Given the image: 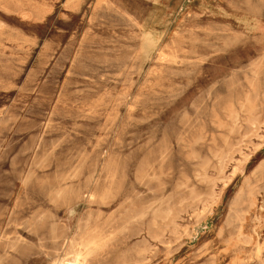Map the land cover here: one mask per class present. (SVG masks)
Segmentation results:
<instances>
[{"label":"rangeland","instance_id":"374dc122","mask_svg":"<svg viewBox=\"0 0 264 264\" xmlns=\"http://www.w3.org/2000/svg\"><path fill=\"white\" fill-rule=\"evenodd\" d=\"M263 96L264 0H0V264H264Z\"/></svg>","mask_w":264,"mask_h":264},{"label":"bare ground","instance_id":"6f19581e","mask_svg":"<svg viewBox=\"0 0 264 264\" xmlns=\"http://www.w3.org/2000/svg\"><path fill=\"white\" fill-rule=\"evenodd\" d=\"M246 1H247V0H246ZM249 1H250V0H249ZM246 3H247V2H246ZM258 3H259V2H258ZM261 3H262V2H261ZM261 3H259V4H261ZM248 6H249V5H248ZM246 7H247V6H246ZM251 7H252V6H251ZM254 7H257V6L255 5V6H253L252 8H254ZM241 8H242V7H241ZM247 8H248V7H247ZM247 8H246V9H247ZM261 9H262V7H261ZM261 9H260V10H261ZM247 10H248V9H247ZM249 10H251V9H249ZM254 10H255V9H254ZM257 12H259V11H257ZM260 12H261V11H260ZM109 17H110V18H108V21H109V23H108V27L105 28V31H106L107 33H110V34H111L112 32H115V27H114V26L112 25V23H111L112 19L115 18V16H113V15H109ZM229 42H230V41H229ZM236 42H237V41H236ZM195 43H196V42H195ZM227 43H228V42H227ZM237 43H238V42H237ZM239 44H241V43H239ZM174 45H175V44H174ZM225 45H227V44L225 43ZM231 45H232V43H231ZM228 46H229V44H228ZM232 46H233V45H232ZM154 47H155V44H153L152 42H151V44H150V43H147V41H145V43H143V49H145V51L148 52V53H149L152 49H154ZM180 49H181V47H180ZM214 51H215V50H214ZM219 51H220V50H219ZM141 53H142V51H141ZM143 53H144V52H143ZM143 53H142V54H143ZM162 54H163V53H162ZM162 60H163V59H162ZM141 62H142V61H141ZM162 63H163V62H162ZM32 64H33V63H32ZM140 65H141V64H140ZM140 68H141V66H140ZM252 74H253V73H252ZM254 74H255V73H254ZM254 74H253V75H254ZM255 75H256V74H255ZM256 78H257V77H256ZM253 83H254V82H253ZM64 86H65V85H64ZM252 87H253V85H252ZM62 89H63V88H62ZM252 89H253V88H252ZM62 91H64V90H62ZM80 92H81V91H80ZM82 93H83V92H82ZM78 94H79V93H78ZM74 95H75V94H74ZM255 95H256V94H255ZM209 96H210V95H209ZM256 96H257V95H256ZM263 97H264V96H263ZM248 101H249V100H248ZM245 102L247 103L246 100H245ZM249 104H251L250 101H249ZM129 108H130V107H129ZM132 109L134 110V108H132ZM132 109H131V110H132ZM240 109H241V108H240ZM242 109H243V108H242ZM247 110H248V109H247ZM5 111H6V110H5ZM232 115H233V114H232ZM236 115H238V114H236ZM236 117H237V116H236ZM235 119H236V118H235ZM23 121H25V120H23ZM23 121H22V122H23ZM29 121H30V120H29ZM236 121H237V120H236ZM144 122H145V120H144ZM144 122H143V123H144ZM187 122H188V120H187ZM253 122H256V120L253 121ZM188 123H189V122H188ZM203 124H204V123H203ZM211 124H212V123H211ZM218 124H219V123H218ZM1 125H2V124H1ZM38 125H39V124H38ZM47 125H48V124H47ZM252 125H253V124H252ZM252 125H251V126H252ZM50 126H51V125H50ZM204 126H205V125H204ZM253 126H254V125H253ZM2 127H3V126H2ZM32 127H33V125H32ZM35 128H36V127H35ZM217 128H219V127H217ZM220 128H222V127H220ZM250 128H251V127H250ZM255 128H256V127H255ZM37 129H38V128H37ZM47 129H48V128H47ZM232 129H233V128H232ZM258 129H259V128H258ZM25 131H26V130H25ZM25 131H24V132H25ZM30 132H31V131H30ZM233 132H234V131H233ZM233 134H234V133H233ZM132 136H133V135H132ZM32 137H33V136H32ZM201 137H202V135H201ZM220 137H221V136H220ZM223 137H224V136H223ZM34 138H35V137H34ZM36 139H37V138H36ZM153 139H154V138H153ZM225 139L227 140V138H225ZM225 139H224V140H225ZM44 140H45V139H44ZM155 140H156V139H155ZM155 140H154V141H155ZM226 140H225V141H226ZM29 141H30V140H29ZM29 141H28V142H29ZM150 141H151V140H150ZM152 141H153V140H152ZM165 141H166V140H165ZM165 141H164V142H165ZM40 142H41V141H40ZM51 142H52V141H51ZM62 142H63V141H62ZM62 142H61V144H62ZM196 142H197V141H196ZM226 142H227V141H226ZM226 142H225V143H226ZM44 143H45V142H44ZM63 143H64V142H63ZM147 143H148V142H147ZM149 143H151V142H149ZM197 144H198V143H197ZM238 144H239V143H238ZM39 145H40V144H39ZM45 145H46V144H45ZM67 145H68V144H67ZM69 145H70V144H69ZM148 145H149V144H148ZM195 145H196V144H195ZM195 145H193V146H195ZM35 146H36V145H35ZM164 146H165V145H164ZM164 146H163V147H164ZM56 147H57V146H56ZM58 147H59V146H58ZM60 147H61V146H60ZM141 147H142V146H141ZM27 148H28V147H27ZM51 148H53V147H51ZM99 148H100V147H99ZM168 148H169V147H168ZM29 149H30V148H29ZM32 149H33V148H32ZM138 149H139V148H138ZM138 149H137V150H138ZM24 150H25V149H24ZM33 150H34V149H33ZM33 150H32V151H33ZM189 150H190V149H189ZM209 150H210V149H209ZM25 151H27V150H25ZM30 151H31V150H30ZM30 151H28V152H30ZM43 151H44V149H43ZM235 151H236V150H235ZM54 152H55V151H54ZM150 153H151V152H150ZM150 153H148V154H150ZM160 153H161V152H160ZM131 154H132V153H131ZM210 154H211V153H210ZM217 154H218V153H217ZM28 155H29V154H28ZM50 155H51V154H50ZM69 155H71V154H69ZM83 155H84V154H83ZM161 155H162V154H161ZM211 155H212V154H211ZM223 155H225V153H224ZM77 156H78V154H77ZM80 156H81V155H80ZM85 156H86V155H85ZM85 156H84V157H85ZM112 156H113V155H112ZM128 156H129V155H128ZM150 156H151V155H150ZM190 156H191V155H190ZM196 156H197V155H196ZM196 156H195V157H196ZM217 156H218V155H217ZM71 157H72V156H71ZM117 157H118V155H117ZM119 157H121V156H119ZM130 157L132 158L133 155L130 156ZM130 157H129V158H130ZM145 157H146V156H145ZM145 157H144V159H145ZM161 157H162V156H161ZM165 157H167V156H165ZM198 157H199V156H198ZM213 157H214V156H213ZM43 158H44V157H43ZM54 158H55V157H54ZM126 158H127V156H126ZM131 158L129 159L130 162H131ZM162 158H163V157H162ZM187 158H189V156H188ZM214 158H215V157H214ZM214 158H213V159H214ZM222 158H223V157H222ZM225 158H226V157H225ZM28 159H29V158H28ZM33 159H34V158H33ZM44 159H45V158H44ZM44 159H43V160H44ZM49 159H51V158H49ZM70 159H71V158H70ZM109 159H110V158H109ZM115 159H116V158H115ZM148 159H149V158H148ZM150 159H151V158H150ZM197 159H198V158H197ZM220 159H221V158H220ZM220 159H219V160H220ZM35 160H36V159H35ZM74 160H75V159H74ZM125 160H126V159H125ZM142 160H143V159H142ZM199 160H201V158H200ZM214 160H215V159H214ZM219 160H218V161H219ZM223 160H224V159H223ZM227 160H228V156H227ZM23 161H24V159H23ZM36 161H37V160H36ZM75 161H76V160H75ZM77 161H78V160H77ZM109 161H110V160H109ZM114 161H115V160H114ZM119 161H120V159H119ZM126 161H127V160H126ZM126 161H125V163L127 164L128 161H127V162H126ZM144 161H146V160H144ZM144 161H143V162H144ZM148 161H149V160H148ZM221 161H222V160H221ZM228 161H229V160H228ZM12 162H13V161H12ZM21 162H22V161H21ZM204 162H206V160H205ZM17 163H18V162H17ZM29 163H30V161H29ZM45 163H46V162H45ZM68 163H69V162H68ZM112 163H114V162H112ZM118 163H119V162H118ZM122 163H123V162H122ZM146 163H149V162L146 161ZM160 163L162 164V161H161ZM209 163L211 164V162H209ZM223 163H225V162H223ZM23 164H24V162H23ZM85 164H86V163H85ZM115 164H116V163H115ZM207 164H208V163H207ZM225 164H226V163H225ZM225 164H224V165H225ZM12 165H13V164H12ZM15 165H16V164H15ZM20 165H21V163H20ZM37 165H39V163H38ZM44 165H45V164H44ZM118 165H119V164H118ZM141 165H143V164H141ZM205 165H206V164H205ZM261 165H264V164H261ZM13 166H14V165H13ZM45 166H46V165H45ZM45 166H44V168H45ZM49 166L51 167V165H49ZM122 166H123V164H122ZM124 166H125V165H124ZM143 166H144V165H143ZM222 166H223V165H222ZM225 166H226V165H225ZM17 167H19V166H17ZM27 167H28V166H27ZM30 167H31V166H30ZM126 167H127V166H126ZM126 167H125V169H126ZM148 167H149V166H148ZM152 167H153V166H152ZM203 167H204V166H203ZM206 167H207V166H206ZM259 167L261 168L262 166H259ZM41 168H42V167H41ZM41 168H40V169H41ZM76 168H77V167H76ZM113 168H114V167H113ZM118 168H120V167H118ZM118 168H117V169H118ZM127 168H128V167H127ZM129 168H130V167H129ZM129 168H128V169H129ZM138 168H139V167H138ZM142 168H143V167H142ZM142 168H141V169H142ZM161 168H162V167H161ZM262 168H264V167H262ZM37 169H38V168H37ZM50 169H51V168H50ZM85 169H86V168H85ZM125 169H124V170H125ZM151 169H152V168H151ZM199 169H200V168H199ZM203 169H205V168H203ZM224 169H225V168H224ZM44 170H45V169H44ZM79 170H80V167H79V169H77V172H79ZM120 170H121V168H120ZM120 170H118V171H120ZM122 170H123V168H122ZM144 170H145V168H144ZM161 170H162V169H161ZM205 170H206V169H205ZM214 170H216V168H215ZM221 170H222V168H221ZM22 171H23V170H22ZM84 171H85V170H84ZM112 171H113V170H112ZM116 171H117V170H116ZM116 171H115V174H116ZM125 171H126V170H125ZM125 171H124V173H126ZM153 171H154V170H153ZM153 171H152V174H153ZM202 171H203V170H202ZM219 171H220V170H219ZM257 171H259V168H258ZM261 171H262V170H261ZM40 172H41V171H40ZM103 172H104V171H103ZM105 172H106V171H105ZM105 172H104V173H105ZM127 172H128V170H127ZM137 172H138V171H137ZM160 172H161V171H160ZM220 172H221V171H220ZM220 172H219V173H220ZM223 172H224V171H223ZM259 172H260V171H259ZM259 172H258V173H259ZM8 173H9V172H8ZM8 173H6V174H8ZM12 173H13V172H12ZM24 173H25V172H24ZM68 173H69V172H68ZM74 173H75V172H74ZM111 173H112V172H111ZM124 173H123V175H125ZM138 173L140 174V172H138ZM138 173H137V174H138ZM142 173H143V171H142ZM147 173H148V172H147ZM206 173H207V172H205V175H207ZM254 173H255V172H254ZM13 174H14V173H13ZM69 174H70V173H69ZM105 174H106V173H105ZM113 174H114V173H113ZM121 174H122V173H121ZM127 174H128V173H127ZM161 174H162V172H161ZM220 174H221V173H220ZM220 174H219V175H220ZM256 174H257V173H256ZM30 175H31V174H30ZM55 175H57V174H55ZM61 175H62V174H61ZM71 175H72V174H71ZM73 175H74V174H73ZM107 175H108V173H107ZM117 175H118V174H117ZM123 175H122V177H123ZM146 175H147V174H146ZM197 175H198V174H197ZM260 175H264L263 172H262V174H260ZM8 176H9V175H8ZM8 176H7V177H8ZM10 176H11V175H10ZM57 176H58V175H57ZM78 176H79V175H78ZM80 176H81V175H80ZM109 176H111V175H109ZM113 176H114V175H113ZM115 176H116V175H115ZM139 176H140V175H139ZM142 176H143V175H142ZM154 176H155V174H154ZM161 176H162V175H161ZM163 176H164V175H163ZM198 176H199V175H198ZM200 176H201V173H200ZM223 176H224V174H223ZM254 176H255V174H254ZM5 177H6V176H5ZM11 177H12V176H11ZM29 177H30V176H29ZM35 177H36V175H35ZM35 177H34V178H35ZM62 177H64V175H63ZM70 177H71V176H70ZM90 177H91V176H90ZM143 177H144V176H143ZM206 177H207V176H206ZM206 177H205V178H206ZM255 177H256V176H255ZM257 177H258V176H257ZM260 177H261V176H260ZM57 178H58V177H57ZM66 178H67V177H66ZM79 178H80V177H79ZM91 178H92V177H91ZM113 178H114V177H113ZM113 178H112V179H113ZM119 178H120V177H119ZM154 178H155V177H154ZM195 178H196V177H195ZM201 178H202V177H201ZM207 178H208V177H207ZM61 179H62V178H61ZM61 179H60V181H61ZM67 179H68V178H67ZM73 179H74V177H73ZM73 179H72V180H73ZM76 179H77V178H76ZM121 179H122V178H121ZM121 179H120V180H121ZM123 179H127V177H126V178H123ZM144 179H145V177H144ZM147 179L150 180V178H147ZM196 179H198V177H197ZM208 179H209V178H208ZM262 179H264V178H262ZM15 180H16V179H15ZM15 180H14V181H15ZM17 180H18V178H17ZM32 180H33V179H32ZM36 180H37V177H36ZM47 180H48V179H47ZM55 180H56V179H55ZM74 180H75V179H74ZM77 180H78V179H77ZM85 180H86V179H85ZM135 180H136V179H135ZM155 180H156V179H155ZM202 180H203V179H202ZM209 180H211V179H209ZM255 180H256V179H255ZM63 181H64V179H63ZM75 181H76V180H75ZM89 181H90V180H89ZM89 181L86 180L87 184H88ZM121 181H122V180H121ZM137 181H138V179H137ZM139 181H140V180H139ZM189 181H190V180H189ZM189 181L187 180V183H188ZM205 181H206V179H205ZM205 181H204V182H205ZM247 181H248V180H247ZM251 181H252V180H251ZM258 181H259V180H258ZM260 181H261V180H260ZM39 182H41V181H39ZM52 182H53V181H52ZM69 182H70V181H69ZM99 182H100V180H99ZM105 182H106V180L104 181V183H105ZM107 182H108V181H107ZM110 182H111V181H110ZM110 182H109V183H110ZM122 182H124V181H122ZM141 182H142V181H141ZM149 182H150V181H149ZM157 182H158V181H157ZM159 182H160V180H159ZM201 182H202V181H201ZM243 182H244V181H243ZM263 182H264V181H263ZM12 183H13V182H12ZM32 183H33V182H32ZM57 183H58V182H57ZM89 183H91V185H92V181H90ZM111 183H112V182H111ZM111 183H110V185H111ZM114 183H115V182H114ZM151 183H152V181L150 182V184H151ZM160 183H161V182H160ZM210 183H214V180H213V182H210V181H209V185H210ZM244 183H245V182H244ZM244 183H243V184H244ZM248 183H249V182H248ZM65 184H66V183H65ZM72 184H73V183H72ZM87 184H86V185H87ZM118 184H119V183H118ZM120 184H121V183H120ZM32 185H33V184H32ZM42 185H43V184H42ZM68 185H69V184H68ZM102 185H103V183H102ZM112 185H113V184H112ZM114 185H116V184H114ZM121 185H124V184H121ZM143 185H144V184H143ZM161 185H162V184H161ZM244 185H245V184H244ZM248 185H249V184H248ZM1 186H2V185H1ZM11 186H12V185H11ZM11 186H10V187H11ZM70 186H71V185H70ZM70 186H69V187H70ZM78 186H79V185H78ZM87 186H88V185H87ZM87 186H86V187H87ZM108 186H109V185H108ZM148 186H149V185H147V188H148ZM159 186H160V184H159ZM159 186H158V187H159ZM184 186H185V185H184ZM245 186L247 187V185H245ZM251 186H252V185H251ZM255 186H256V185H255ZM255 186H254V187H255ZM7 187H8V186H7ZM39 187H40V186H39ZM45 187H46V186H45ZM49 187H50V186H49ZM98 187H99V185H98ZM119 187L121 188V186H119ZM179 187H180V186H179ZM187 187H188V186H187ZM263 187H264V186H263ZM27 188H28V187H27ZM55 188H56V187H55ZM55 188H54V189H55ZM113 188H114V187H113ZM116 188H117V186H116ZM147 188H146V189H147ZM260 188H261V187H260ZM40 189H42V188H40ZM51 189H52V187H51ZM54 189H53V190H54ZM63 189H64V188H63ZM118 189H119V188H118ZM118 189H117V190H118ZM177 189H178V187H177ZM182 189H183V188H182ZM186 189H187V188H186ZM240 189H241V188H240ZM245 189H246V188H245ZM44 190H47V188H45ZM44 190H43L42 192H44ZM48 190H49V189H48ZM59 190H60V189H59ZM59 190H57V191H59ZM79 190H80V189H79ZM105 190H106V188H105ZM117 190H116V191H117ZM123 190H124V188H123ZM134 190H135V189H134ZM163 190H164V189H163ZM178 190H179V189H178ZM192 190H194V189H192ZM192 190H190V191L192 192ZM242 190H243V189H242ZM253 190H254V188L251 189V191H253ZM39 191H41V190H39ZM50 191H51V190H50ZM61 191H62V190H61ZM107 191H108V189H107ZM110 191H111V190H110ZM149 191H150V190H149ZM161 191H162V190H161ZM247 191H248V189H247ZM247 191H246V195H247ZM255 191H256V190H254L253 192H255ZM258 191H259V190H258ZM45 192H47V191H45ZM76 192H77V191H76ZM78 192H79V191H78ZM80 192H81V191H80ZM150 192H151V191H150ZM191 192H190V193H191ZM194 192H195V191H194ZM249 192H250V191H249ZM40 193H41V192H40ZM51 193H52V192H51ZM53 193H54V192H53ZM94 193H95V192H94ZM94 193H93V194H94ZM111 193H113V192H111ZM138 193H139V192H138ZM141 193H142V192H141ZM141 193H140V194H141ZM145 193H146V191H145ZM147 193H148V192H147ZM241 193H242V191H241ZM256 193H258V192H256ZM47 194H48V193H47ZM69 194H70V193H69ZM73 194H75V193H74V190H73ZM108 194H109V192H108ZM114 194H116V193H114ZM117 194H118V193H117ZM117 194H116V195H117ZM131 194H132V193H131ZM131 194H129V195H131ZM140 194H139V195H140ZM149 194H150V193H149ZM153 194H154V191H153ZM155 194L157 195V193H155ZM192 194H193V193H192ZM249 194H250V193H249ZM258 194H259V193H258ZM56 195H57V194H56ZM75 195H76V194H75ZM78 195H79V194H78ZM89 195H90V194H89ZM95 195H96V194H95ZM95 195H93V197H94ZM109 195H110V194H109ZM135 195H136V193H135ZM146 195H147V194H146ZM173 195H174V194H173ZM177 195H178V194H177ZM179 195H181V194H179ZM194 195L196 196V194H194ZM194 195H193V196H194ZM254 195H255V194H254ZM10 196H11V195H10ZM65 196H66V195H65ZM119 196H120V195H119ZM137 196H138V195H136V197H137ZM143 196H144V195H143ZM154 196H155V195H154ZM158 196H159V195H158ZM170 196H172V195L169 194V197H170ZM181 196H182V195H181ZM181 196H180V198H181ZM184 196H185V195H184ZM249 196H250V195H249ZM258 196H259V195H258ZM67 197H68V196H67ZM70 197H71V196H70ZM79 197H80V196H79ZM84 197H87V196H84ZM98 197H99V196H98ZM113 197H114V196H113V194H112V199H113ZM127 197H128V196H127ZM129 197H130V196H129ZM146 197H147V196H146ZM174 197L177 198V196H174ZM178 197H179V196H178ZM191 197H192V196H191ZM191 197H190V198H191ZM196 197H197V196H196ZM207 197H208V196H207ZM247 197H248V196H247ZM80 198H81V197H80ZM80 198H79V199H80ZM101 198H102V196H101ZM101 198H99V199H101ZM109 198H110V196H109ZM131 198H132V197H131ZM133 198H134V197H133ZM142 198H143V197H142ZM142 198H141V199H142ZM166 198H167V197H166ZM199 198H200V197H199ZM237 198H238V197H237ZM253 198H254V197H253ZM253 198H252V199H253ZM90 199H91V198H90ZM112 199H111V200H112ZM114 199H115V198H114ZM138 199H139V198H138ZM144 199H146V198L144 197ZM160 199H161V198H160ZM163 199H164V198H163ZM194 199H196V198L194 197ZM194 199L192 198V199H190V200L193 201ZM235 199H236V198H235ZM247 199H248V198H247ZM247 199H245L244 201H246ZM250 199H251V198H249V200H250ZM252 199H251V200H252ZM69 200H70V198H69ZM93 200H94V199H93ZM108 200H109V199H108ZM115 200H116V199H115ZM131 200H132V199H131ZM131 200H130V201H131ZM173 200H174V198H173ZM188 200H189V199H188ZM236 200H238V199H236ZM239 200H240V198H239ZM249 200H248V201H249ZM251 200H250V201H251ZM46 201H48V200H46ZM73 201H74V199H73ZM96 201H97V200H96ZM98 201H99V200H98ZM103 201H104V200H103ZM126 201H128V200H126ZM133 201H134V200H133ZM135 201H136V200H135ZM143 201H144V200H143ZM155 201H156V200H155ZM164 201H166V200H164ZM182 201H183V200H182V198H181L180 204L182 203ZM184 201H185V199H184ZM197 201H198V200H197ZM199 201H200V199H199ZM202 201H203V200H202ZM204 201H205V199H204ZM204 201H203V202H204ZM208 201H209V200H208ZM208 201H207V202H208ZM244 201H243V202H244ZM15 202H16V201H15ZM71 202H72V201H71ZM77 202H78V201H77ZM79 202H80V201H79ZM101 202H102V201H101ZM105 202H106V201H105ZM124 202H125V201H124ZM124 202H123V203H124ZM156 202H157V201H156ZM160 202H161V201H160ZM185 202H186V201H185ZM187 202H189V201H187ZM203 202H202V203H203ZM236 202H237V201H236ZM243 202H242V204H243ZM20 203H21V202H20ZM67 203H69V202H67ZM136 203H137V201H136ZM140 203H141V202H140ZM148 203H149V202H148ZM151 203H152V202H151ZM183 203H184V202H183ZM193 203L195 204V200H194ZM198 203H199V202H198ZM202 203H201V204H202ZM233 203H234V202H233ZM49 204H50V203H49ZM69 204H70V203H69ZM75 204H76V203H75ZM124 204H125V203H124ZM132 204H133V203H132ZM187 204H188V203H187ZM196 204H197V203H196ZM196 204H195V205H196ZM204 204H205V203H204ZM242 204H241V207H242ZM16 205H17V204H16ZM16 205H15V206H16ZM61 205H62V203H61ZM73 205H74V204H73ZM88 205H89V204H88ZM98 205H99V203H98ZM105 205H106V204H105ZM133 205H134V204H133ZM143 205H144V204H143ZM182 205H183V204H182ZM188 205H190V203H189ZM197 205H198V204H197ZM232 205H233V204H232ZM54 206H55V205H54ZM66 206H67V208H68L69 205H66ZM91 206H92V205H91ZM99 206H100V205H99ZM101 206H102V205H101ZM120 206H121V205H120ZM123 206H124V205H123ZM136 206H137V205H136ZM179 206H180V205H179ZM202 206H203V205H202ZM233 206H234V205H233ZM233 206H232V207H233ZM55 207H56V206H55ZM57 207H58V205H57ZM61 207H63V206H61ZM105 207H108V206H105ZM140 207H142V206L140 205ZM155 207H156V206H155ZM155 207H154V208H155ZM183 207H184V208L186 207V209H188L186 205H184ZM203 207H204V206H203ZM234 207H235V206H234ZM238 207H239V206H238ZM115 208H116V207H115ZM137 208H138V207H137ZM162 208H164V207H162ZM173 208H174V207H173ZM194 208H195V207H194ZM197 208H198V207H197ZM247 208H248V207H247ZM247 208H245V209H247ZM2 209H3V208H2ZM120 209H122V207H120ZM120 209H118L119 212H120ZM130 209H131V208H130ZM133 209H134V208H133ZM186 209H185V210H186ZM190 209H191V207H190ZM202 209H203V208H202ZM233 209H234V208H233ZM237 209H238V208H237ZM249 209H250V208H249ZM14 210H15V209H14ZM139 210H140V208H139ZM139 210H138V211H139ZM161 210H162V209H161ZM195 210H196V208H195ZM230 210H231V209H230ZM0 211H1V210H0ZM47 211H49V209H48ZM128 211H129V210H128ZM136 211H137V210H136ZM163 211H165V210H163ZM178 211H179V209H178ZM178 211H177V212H178ZM180 211H181V210H180ZM36 212H37V211H36ZM43 212H44V211H43ZM43 212H42V213H43ZM90 212H91V211H90ZM99 212H100V211H99ZM116 212H117V210H116ZM116 212H115V213H116ZM129 212H130V211H129ZM161 212H162V211H161ZM169 212H170V210H169ZM169 212H168V213H169ZM182 212H183V210H182ZM186 212H187V211H186ZM194 212H195V211H194ZM37 213H38V212H37ZM136 213H137V212H136ZM165 213H166V212H165ZM183 213H185V211H184ZM204 213H205V212H204ZM231 213H232V212H231ZM239 213H240V212H239ZM241 213H242V210H241ZM2 214H3V213H2ZM6 214H7V213H6ZM40 214H41V213H40ZM40 214H39V215H40ZM97 214H98V212H97ZM122 214H123V213H122ZM124 214H126V213H124ZM124 214H123V215H124ZM127 214H129V213H127ZM132 214H133V213H132ZM166 214H167V213H166ZM169 214H171V213H169ZM175 214H176V212H175ZM180 214H182V213H180ZM196 214H197V213H196ZM234 214H236V213L234 212ZM237 214H238V213H237ZM15 215H16V214H15ZM48 215H49V214H48ZM88 215H89V214H88ZM98 215H100V214H98ZM176 215H177V214H176ZM231 215H232V214H231ZM242 215H243V214H242ZM0 216H1V215H0ZM37 216H38V215H37ZM37 216H35V218H36ZM55 216H56V215H55ZM86 216H87V215H86ZM107 216H108V215H107ZM113 216H114V215H113ZM115 216H116V214H115ZM125 216H126V215H125ZM129 216H130V215H129ZM233 216H234V215H233ZM238 216H239V215H238ZM15 217H16V216H15ZM17 217H18V215H17ZM97 217H98V216H97ZM111 217H112V216H111ZM126 217H127V216H126ZM126 217H125V218H126ZM130 217H131V216H130ZM130 217H128V218H130ZM148 217H149V216H148ZM151 217H152V216H151ZM159 217H160V216H159ZM175 217H177V216H175ZM243 217L245 218V216H243ZM93 218H94V217H93ZM109 218H110V217H109ZM115 218H116V217H115ZM125 218H124V219H125ZM230 218H231V217H230ZM239 218H240V216H239ZM241 218H242V217H241ZM1 219H2V218H1ZM3 219H4V218H3ZM37 219H39V216H38ZM47 219H48V218H47ZM86 219H87V218H86ZM86 219H85V220H86ZM101 219H102V218H101ZM112 219H113V218H112ZM116 219H117V218H116ZM162 219H163V217H162ZM177 219H178V218H177ZM179 219H180V218H179ZM179 219H178V220H179ZM236 219H237V218H236ZM12 220H13V219H12ZM29 220H30V219H29ZM83 220H84V219H83ZM92 220H93V219H92ZM106 220H107V219H106ZM117 220H118V219H117ZM119 220H120V219H119ZM119 220H118V221H119ZM167 220H168V219H167ZM167 220H166V221H167ZM239 220H240V219H239ZM239 220H238V221H239ZM14 221H15V220H14ZM21 221H22V220H21ZM46 221H47V220H46ZM109 221H110V220H109ZM109 221H108V223H109ZM111 221H112V220H111ZM150 221H151V220H150ZM160 221H161V220H160ZM172 221H175V222H176V220H172ZM57 222H58V221H57ZM104 222H105V221H104ZM124 222H125V221H124ZM158 222H159V220H158ZM236 222H237V221H236ZM242 222H243V221H242ZM11 223H12V222H11ZM23 223H24V222H23ZM23 223H22V224H23ZM30 223H31V222H29V224H30ZM45 223H46V222H45ZM47 223H49V221H48ZM115 223H116V222H115ZM138 223H139V222H138ZM148 223H150V222H148ZM148 223H147L146 225H148ZM151 223H152V222H151ZM151 223H150V224H151ZM154 223H155V222H154ZM161 223H162V222H161ZM239 223H240V222H239ZM239 223H238V225H239ZM12 224H13V223H12ZM18 224H19V223H18ZM32 224H33V223H32ZM53 224H54V223H53ZM83 224H84V223H83ZM83 224H82V225H83ZM97 224H98V223H97ZM97 224H96V225H97ZM109 224H110V223H109ZM118 224H119V222H118ZM165 224H166V223H165ZM170 224H171V223H170ZM170 224H169V225H170ZM240 224H241V223H240ZM7 225H8V224H7ZM15 225H16V224H15ZM20 225H21V224H20ZM41 225H42V223H41ZM47 225L50 226V224H47ZM93 225H94V224H93ZM110 225H111V224H110ZM110 225H109V226H110ZM112 225H113V224H112ZM114 225H115V224H114ZM152 225H153V224H152ZM169 225H168V226H169ZM26 226H27V225H26ZM37 226H38V225H37ZM43 226H45V225H43ZM64 226H65V225H64ZM91 226H92V224H91ZM94 226H95V225H94ZM98 226H99V225H98ZM117 226H118V225H117ZM120 226H121V225H120ZM158 226H159V225H158ZM168 226H166V227H168ZM177 226H178V225H177ZM99 227H100V226H99ZM103 227H105V226H103ZM121 227H122V226H121ZM128 227H129V226H128ZM131 227H132V226H131ZM131 227H130V229H131ZM147 227H148V226H147ZM149 227H150V226H149ZM159 227H160V226H159ZM164 227H165V226H164ZM178 227H179V226H178ZM8 228H9V227H8ZM41 228H42V227H41ZM46 228H47V227H46ZM65 228H66V226H65ZM115 228H120V227H115ZM139 228H140V227H139ZM143 228H144V226H143ZM150 228H151V227H150ZM156 228H157V227H156ZM0 229H1V228H0ZM6 229H7V228H6ZM29 229H30V228H29ZM48 229H49V228H48ZM132 229H133V228H132ZM147 229H148V228H147ZM151 229H152V228H151ZM151 229H150L149 231H151ZM161 229L163 230V228H161ZM165 229H166V228H165ZM165 229H164V230H165ZM170 229H171V228H170ZM172 229H173V228H172ZM175 229H176V228H175ZM2 230H3V229H2ZM27 230H28V229H27ZM27 230H26V231H27ZM41 230H42V229H41ZM45 230H46V229H45ZM45 230H43V231H45ZM49 230H50V229H49ZM62 230H63V229H62ZM91 230H92V229H91ZM93 230H94V229H93ZM98 230H99V229H98ZM105 230H106V229H105ZM110 230H111V229H110ZM116 230H117V229H115V231H116ZM136 230H138V228H137ZM139 230H140V229H139ZM157 230H158V228H157ZM159 230H160V229H159ZM159 230H158V233H161V234H162V231L159 232ZM184 230H185V229H183V231H184ZM0 231H1V230H0ZM19 231H20V230H19ZM23 231H24V230H23ZM58 231H59V230H58ZM65 231H66V230H65ZM132 231H133V230H132ZM145 231H146V229H145ZM152 231H153V229H152ZM176 231H177V230H176ZM17 232H18V231H16V233H17ZM24 232H25V231H24ZM49 232H50V231H49ZM49 232H48V233H49ZM78 232H79V230H78ZM89 232H90V231H89ZM97 232H98V231H97ZM109 232H110V231H109ZM112 232H113V231H112ZM143 232H144V231H142L141 233H143ZM164 232H165V231H164ZM172 232H174V231H172ZM172 232H171V233H172ZM184 232H185V231H184ZM184 232H183V233H184ZM1 233H2V232H1ZM6 233H7V232H6ZM28 233H29V232H28ZM45 233H46V232H45ZM60 233H62V232H60ZM64 233H65V232H64ZM131 233H132V232H131ZM153 233H157V231H156V232H153ZM166 233H167V232H166ZM56 234H57V233H56ZM147 234H148V233H147ZM163 234H164V233H163ZM172 234H173V233H172ZM175 234H177V233L175 232ZM180 234H181V233H180ZM15 235H16V234H15ZM27 235H28V234H27ZM32 235H33V233H32ZM50 235H51V234H50ZM57 235H58V234H57ZM60 235H61V234H60ZM63 235H64V234H63ZM76 235H77V234H76ZM76 235H75V236H76ZM112 235L115 236L114 234H112ZM130 235H131V234H130ZM132 235H133V234H132ZM150 235H151V234H150ZM155 235H156V234H155ZM164 235H165V234H164ZM5 236H6V234H5ZM43 236H44V235H43ZM45 236H47V235H45ZM113 236H112V237H113ZM117 236H118V235H117ZM119 236H120V234H119ZM148 236H149V235H148ZM152 236H154V235H152ZM156 236H157V235H156ZM156 236H155L154 239H156ZM173 236H174V234H173ZM15 237H17V236H15ZM30 237H31V236H30ZM57 237H58V236H57ZM63 237H65V236H63ZM105 237H106V239H108L107 234H106ZM120 237H121V236H120ZM149 237H150V236H149ZM158 237L160 238V235H159V234H158ZM164 237H165V236H164ZM164 237H163V239H165ZM21 238H22V237H21ZM58 238H59V237H58ZM113 238H114V237H113ZM115 238H116V237H115ZM115 238H114V239H115ZM138 238H139V237H138ZM152 238H153V237H152ZM159 238H158V240H159ZM2 239H3V238H2ZM53 239H54V237H53ZM59 239H60V238H59ZM62 239H63V238H62ZM77 239H78V238H77ZM131 239H132V238H131ZM144 239H145V238H144ZM144 239H143V241H144ZM154 239H153V240H154ZM6 240H7V239H6ZM20 240H21V239H20ZM20 240H18V241H20ZM46 240H47V239H46ZM69 240H70V239H68V242H69ZM111 240H113V239H111ZM161 240H162V236H161ZM179 240H180V239H179ZM258 240H259V239H258ZM33 241H34V240H33ZM40 241H41V240H40ZM43 241H44V240H43ZM58 241H59V240H58ZM77 241H78V240H77ZM116 241H117V240H116ZM128 241H129V240H128ZM248 241H249V239H248ZM10 242H11V241H10ZM20 242H21V241H20ZM53 242H54V241H53ZM70 242H72V241H70ZM119 242H120V240H119ZM159 242H160V240H159ZM25 243H26V242H25ZM25 243L23 242V245H24ZM28 243H29V242H28ZM60 243H61V242H60ZM60 243H59V244H60ZM110 243H111V242H110ZM110 243H108V244H110ZM112 243H113V242H112ZM123 243H125V242H123ZM141 243H142V241H141ZM143 243H144V242H143ZM145 243H146V242H145ZM245 243H248V242H245ZM44 244H46V242H45ZM49 244H53V243H49ZM69 244H70V243H69ZM161 244L163 245V241H162ZM263 244H264V243H263ZM25 245H26V244H25ZM32 245H33V244H32ZM47 245H48V244H46V246H47ZM74 245H75V246L73 247V250H72L71 252H68V253H67V255L69 256V258H67V259H63V260H62V259L59 260V261H58V264H81L82 261H81L80 255H81L82 251H83V250H84V251H86V250H87V251L94 250V249L97 248V246H98L99 244H98L97 240H93V239H91V240H88V241L76 242ZM115 245H116V244H115ZM136 245H137V243H136ZM140 245H141V244H140ZM143 245H144V244H143ZM146 245L148 246V244H146ZM149 245H150V244H149ZM164 245H165V244H164ZM2 246H4V245H2ZM2 246H1V247H2ZM5 246H6V245H5ZM9 246H10V245H9ZM26 246H27V245H26ZM30 246H31V244H30ZM108 246H109V245H108ZM113 246H114V245H113ZM117 246H120V245H117ZM117 246H116V247H117ZM124 246H125V245H124ZM21 247H22V246H21ZM27 247H28V246H27ZM31 247H32V246H31ZM33 247H34V246H33ZM33 247H32V249H33ZM44 247H45V245H44ZM70 247H71V246H70ZM110 247H111V246H110ZM120 247H121V246H120ZM122 247H123V246H122ZM127 247H128V246H127ZM133 247H134V246H133ZM136 247H137V246H136ZM6 248H7V247H6ZM8 248H9V247H8ZM18 248H19V247H18ZM47 248H48V247H47ZM117 248H118V247H117ZM128 248H130V247H128ZM128 248H127V249H128ZM263 248H264V247H263ZM32 249H31V250H32ZM35 249H36V248H35ZM48 249H49V248H48ZM107 249H108V248H107ZM119 249H120V248H119ZM119 249H118V251H119ZM125 249H126V248H125ZM130 249H132V248H130ZM139 249H141V248L139 247ZM151 249H152V248H151ZM4 250H5V249H4ZM27 250H28V249H27ZM27 250H26V251H27ZM40 250H41V249H40ZM42 250H43V249H42ZM58 250H59V249H58ZM58 250H57V251H58ZM113 250H114V249L111 248V252H112ZM136 250H138V249H136ZM145 250L147 251V249H145V247H144V254H145ZM21 251H22V250H21ZM34 251H35V250H34ZM38 251H39V250H38ZM63 251H64V250H63ZM116 251H117V250H116ZM116 251H115V252H116ZM130 251H131V250H130ZM133 251H134V250H133ZM142 251H143V248H142ZM259 251H260V250H259ZM2 252H3V251H2ZM22 252L24 253V251H22ZM39 252L42 253L43 251H39ZM55 252H56V251H55ZM64 252H65V251H64ZM104 252H105V249H104ZM113 252H114V251H113ZM124 252H125V251H124ZM149 252H150V250H148V253H149ZM151 252H152V251H151ZM8 253H9V252H8ZM49 253H51V252H49ZM49 253H48V256H49ZM99 253H100V252H99ZM137 253H138V252H137ZM139 253H140V252H139ZM139 253H138L137 256H138V259L141 260V258H139V257H141V256L143 255V254H142L143 252H141V255H140V256H139ZM14 254H15V253H14ZM21 254H22V253H21ZM106 254H107V253H106ZM108 254H109V253H108ZM129 254H130V253H129ZM257 254H259V253H257ZM4 255H5V254H4ZM4 255H3V256H4ZM16 255H17V254H16ZM16 255H15V256H16ZM51 255H52V254H51ZM51 255H50V256H51ZM98 255H99V254H98ZM101 255H103V254H101ZM101 255H100V257H101ZM130 255H131V254H130ZM135 255H136V254H135ZM10 256H11V255H10ZM52 256H53V255H52ZM54 256H55V255H54ZM57 256H58V255H57ZM68 256H67V257H68ZM107 256H108V255H107ZM113 256H116V255L113 254V255H112V258H113ZM118 256H120V254H119ZM146 256H147V255H146ZM5 257H6V256H5ZM20 257H21V256H20ZM84 257H85V255H84ZM92 257H93V256H92ZM94 257H95V256H94ZM108 257H109V256H108ZM110 257H111V256H110ZM123 257H124V255H123ZM123 257H122V258H123ZM144 257H145V256H144ZM144 257H143V258H144ZM261 257H262V255H261ZM3 258H4V257H3ZM101 258H102V257H101ZM145 258H146V257H145ZM6 259H7V258H6ZM9 259H10V257H9ZM93 259H94V258H93ZM106 259H108V258L106 257ZM110 259H111V258H110ZM120 259H121V258H120ZM138 259H136V260L139 261ZM47 260H48V259H47ZM100 260H101V259H100ZM100 260H99V261H100ZM112 260H115V258L112 259ZM117 260H118V257H117ZM130 260H131V259H130ZM130 260H129V261H130ZM258 260L262 261L261 259H259V256L257 257V261H258ZM89 261H91V260H89ZM92 261H93V260H92ZM95 261H96V260H95ZM106 261H107V260H106ZM115 261H116V260H115ZM119 261H120V260H119ZM131 261H132V260H131ZM143 261H145V260L143 259ZM146 261H147V258H146ZM243 261H244V260H243ZM250 261H251V260H250ZM10 262H11V261H10ZM12 262H14V261H12ZM12 262H11V263H12ZM116 262H117V261H116ZM120 262H121V261H120ZM133 262H135V260H134ZM141 262H142V261H141ZM54 263H55V262H54ZM111 263H112V262H111ZM129 263H130V262H129ZM136 263H137V262H136ZM138 263H139V262H138ZM8 264H9V263H8ZM84 264H85V263H84ZM91 264H92V263H91ZM104 264H105V263H104ZM107 264H108V263H107ZM109 264H110V261H109ZM116 264H117V263H116ZM118 264H120V263H118ZM122 264H123V263H122ZM130 264H133V263H130ZM134 264H135V263H134ZM141 264H142V263H141Z\"/></svg>","mask_w":264,"mask_h":264}]
</instances>
